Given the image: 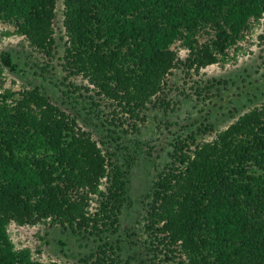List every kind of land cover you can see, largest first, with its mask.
<instances>
[{
    "label": "trees",
    "instance_id": "16d2710c",
    "mask_svg": "<svg viewBox=\"0 0 264 264\" xmlns=\"http://www.w3.org/2000/svg\"><path fill=\"white\" fill-rule=\"evenodd\" d=\"M56 3L0 0V20L51 57ZM62 3L63 69L87 81L82 88L92 105L100 107L96 97L106 101L115 127L168 105L173 69L190 75L218 63L264 16V0ZM176 42L184 58L172 48ZM0 62V79L4 68L20 71L9 51ZM234 118L210 140L178 138L157 172L145 214L152 263L264 264V103ZM127 183L116 153L41 85L0 94V264H43L28 247H15L11 223L59 226L102 241L73 264H131L107 240L119 230Z\"/></svg>",
    "mask_w": 264,
    "mask_h": 264
},
{
    "label": "rangeland",
    "instance_id": "374dc122",
    "mask_svg": "<svg viewBox=\"0 0 264 264\" xmlns=\"http://www.w3.org/2000/svg\"><path fill=\"white\" fill-rule=\"evenodd\" d=\"M62 9V0H57L56 46L51 57L31 47L25 37L15 32L13 23L0 20V53L9 51L20 68L18 73L4 68L0 94L6 90L18 93L32 85H41L55 103L76 118L81 128L89 130L96 140L105 142L106 149L116 153L118 163L127 171L128 200L120 216L118 232L107 240L120 248L116 251L122 260L127 259L131 264H154L145 247L147 195L157 172L169 161L173 144L190 134L210 140L217 130L234 121V117L264 103V16L251 23L249 30L218 63L203 67L198 73L191 71L190 75L182 68L173 69L166 88L168 91L170 87L168 105L144 110L139 114L143 119L127 117L123 125L115 127L110 124L113 113L106 101L96 97L94 101L100 107L91 104L92 100L87 97L90 92L82 88L87 81L81 76H66L62 66L66 42ZM207 37L203 34L200 40ZM172 48L181 58L187 55L179 42ZM133 123L138 131L132 127ZM205 127L213 128L212 132L204 130ZM8 232L16 248L28 247L32 257L43 264H73L102 243L91 235L43 224L11 223Z\"/></svg>",
    "mask_w": 264,
    "mask_h": 264
}]
</instances>
